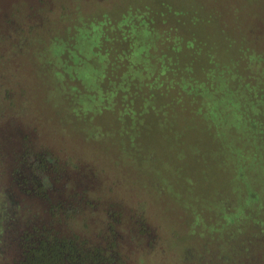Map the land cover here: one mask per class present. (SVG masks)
Segmentation results:
<instances>
[{
    "label": "rangeland",
    "instance_id": "obj_1",
    "mask_svg": "<svg viewBox=\"0 0 264 264\" xmlns=\"http://www.w3.org/2000/svg\"><path fill=\"white\" fill-rule=\"evenodd\" d=\"M69 5L72 19L83 15L93 30L105 28L110 37L104 65L86 57L81 67L76 66L79 70L70 72L102 80L104 90L109 82L127 86L123 81L129 56L122 57L113 46L122 36L121 23L128 17L152 25L153 36L141 38L133 59L144 61L134 72L141 86L145 74L159 76L148 85L156 90L151 91L154 98L149 101L142 94L132 108L112 101L104 105L102 100L94 108L95 101L83 102L75 110L68 106L67 97L80 100L93 96L95 90L90 93L87 86L78 90L73 84L82 87V81L72 80L71 75L62 78L64 82L55 81L48 53L38 49L30 59L31 53L24 50L14 62H0V83L12 88L11 95L0 89L6 118L15 116V123L30 132L37 144L74 153L87 171L99 166L91 187L99 204L96 229L103 227L102 206L107 201L116 199L121 204L123 221L117 225L123 228L130 227L133 206L145 205L146 218L160 242L148 255L151 262L179 264V236L194 252L204 250L216 264H233L220 256L246 239L247 253L234 257L238 264H256V259L264 264V244L258 242L264 232V71L253 68L257 48L264 50V0H76ZM144 35L147 38L149 32ZM186 67L215 86L214 92L208 91L212 103L206 104L205 114L213 124L195 115L196 106L187 94L180 97ZM193 83L183 84L194 91L204 86L202 81ZM137 85L119 101L132 98ZM256 90L263 94L252 98ZM96 96H101L98 89ZM252 191L255 198L250 196ZM226 198L230 213L224 210ZM233 220L240 226L231 227ZM119 232L125 235V253L136 264L139 247L131 232ZM229 237L233 240L227 241ZM10 245L7 233L0 247L8 253L6 259L0 257V264H14Z\"/></svg>",
    "mask_w": 264,
    "mask_h": 264
},
{
    "label": "trees",
    "instance_id": "obj_2",
    "mask_svg": "<svg viewBox=\"0 0 264 264\" xmlns=\"http://www.w3.org/2000/svg\"><path fill=\"white\" fill-rule=\"evenodd\" d=\"M72 1L75 3L76 0H0V62H14V59H17L24 50L31 53L30 59H33L32 52L35 53L38 49L43 53H48L49 60L53 61L51 66L54 67L55 81L64 82L65 80L62 78L71 75L72 80L76 78L82 81V87L73 84L78 90L87 86L90 93L94 90L97 93V89L101 91L99 98L96 93L80 100L75 97H67L68 106H74L75 110L78 106L82 107L83 102L86 104V102L95 101L92 103V107H94V104L100 100L102 103L104 102V105H108V102L112 101L113 105L126 103V108H132L135 99L141 97L142 94L149 101L154 98L151 92L153 90H150L148 85L159 76L145 74L144 83L141 86V83L139 84L140 77L134 73L137 66L140 67L144 62L139 63L133 59L134 51L137 49L136 45L139 47L142 39L149 40L153 36L152 25L147 21L143 22V19L138 21L126 17L127 21L119 24L122 31L119 34L122 35L121 38L116 37V40L113 41V46H116L119 53H123L122 57L129 56L130 65H126L129 70L127 69L125 74L127 78L123 81L127 84L126 87H118L117 82H109L110 85L104 90L102 80L88 79L82 75L81 77L76 73H70L71 69L79 70L76 66L81 67L86 57L91 58L90 61L94 60L96 64L99 63L100 66L104 65L106 53L109 51L106 39H110L105 28L93 30L94 26L91 27L83 15L78 19H72L69 16L71 14L69 4H72ZM144 31L149 32L147 38ZM94 34H96V39H93ZM257 52L259 56H257L253 68L257 71L258 69L264 71V50L257 48ZM156 67L158 66L156 65ZM166 71L167 69L164 72ZM185 77L187 81L183 83L191 81L194 84L193 80H197L202 81L204 86L194 91L189 85L184 86L182 83L183 85L180 84L178 88L180 97L183 98L187 94L196 107L197 100L203 97L201 99L203 102L205 100V104L203 105V102L198 100V103H201V109L195 107L194 111L197 113H194L201 120L215 123L211 116L205 115L207 113L206 106L212 103L208 101V95H210L208 91L211 89L214 92L215 86L210 81L208 82L203 74L200 78L192 67H186ZM136 82H138L137 91L136 88L132 89V92L136 94L134 93L132 98L127 97L126 102H120L121 97L126 98L123 93L129 92ZM0 89L6 90L11 95L12 88L7 87L5 83H0ZM258 94L263 93H258L256 90L255 93H252V98L259 96ZM143 103L146 101L144 100ZM255 103L263 106V103L257 100ZM4 110L0 101V123L5 122L0 126V244L2 237L8 233L11 237L10 246L15 252V257L12 258L13 263L134 264L132 255L125 253L123 245L125 235L119 232L127 230L131 232L130 237L134 240V244L139 247L140 253L135 260L136 264H156L151 262L148 255L160 242L146 218L145 205L133 206L135 208L129 216L132 219L130 227L123 228L117 225V222L123 221L124 212L121 204L116 199H113L112 202L107 201L108 203L104 201L103 215H101L103 227L99 226L96 229L95 223L98 222L94 220V217L99 204L97 199L92 197L91 187L94 186L99 166H92L87 171L80 157L74 153H62L58 152L53 145L37 144L31 139L30 132H25L15 123V118H13L15 116L11 115L12 118L10 116L6 118ZM253 117L258 119L257 115ZM261 117L262 114H260L259 120L262 121L260 125H263ZM137 123H139L138 120ZM214 127H216L215 124ZM262 129H258L260 135H263ZM128 132L133 131L128 130ZM134 137L136 138V135ZM262 137L264 138V135ZM35 140H37L36 137ZM42 175L46 178H43ZM250 196L255 198L257 194L252 191ZM229 202L227 198L224 199V210L228 213L232 211H229ZM234 221L230 223L231 227L233 225L240 226L239 222L235 223ZM179 239L178 236V241L181 244L177 259L181 263L176 261L179 264H189L190 262L216 264L214 260L208 259L212 257H207L202 252L204 250L194 252L188 246V242L185 243ZM226 240L231 241L233 238L229 237ZM258 242L264 244V232L261 233ZM235 243L232 244L231 250L233 251L222 253L221 260L226 263L232 261L233 264H238V259H235L236 255L247 253L249 245L246 239L240 241L241 246L238 248H236L238 242ZM7 253L0 247V257H3V260L6 259ZM258 261L256 259L254 263L257 264Z\"/></svg>",
    "mask_w": 264,
    "mask_h": 264
}]
</instances>
